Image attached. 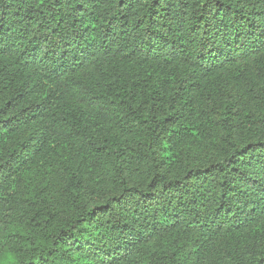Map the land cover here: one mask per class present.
Masks as SVG:
<instances>
[{
    "label": "trees",
    "instance_id": "trees-1",
    "mask_svg": "<svg viewBox=\"0 0 264 264\" xmlns=\"http://www.w3.org/2000/svg\"><path fill=\"white\" fill-rule=\"evenodd\" d=\"M0 264H264V0H0Z\"/></svg>",
    "mask_w": 264,
    "mask_h": 264
}]
</instances>
